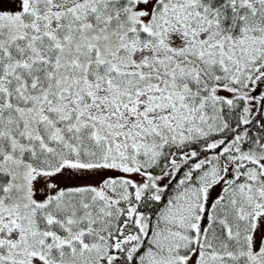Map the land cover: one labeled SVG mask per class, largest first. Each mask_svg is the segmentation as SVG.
<instances>
[{"label":"snow or ice","instance_id":"1","mask_svg":"<svg viewBox=\"0 0 264 264\" xmlns=\"http://www.w3.org/2000/svg\"><path fill=\"white\" fill-rule=\"evenodd\" d=\"M0 264H264V0H0Z\"/></svg>","mask_w":264,"mask_h":264}]
</instances>
